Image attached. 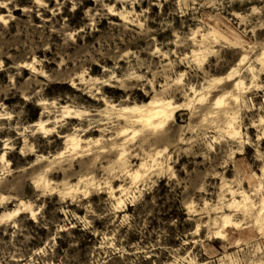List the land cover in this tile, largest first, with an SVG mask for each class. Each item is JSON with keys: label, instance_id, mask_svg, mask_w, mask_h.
I'll list each match as a JSON object with an SVG mask.
<instances>
[{"label": "rangeland", "instance_id": "374dc122", "mask_svg": "<svg viewBox=\"0 0 264 264\" xmlns=\"http://www.w3.org/2000/svg\"><path fill=\"white\" fill-rule=\"evenodd\" d=\"M0 264H264V0H0Z\"/></svg>", "mask_w": 264, "mask_h": 264}, {"label": "bare ground", "instance_id": "6f19581e", "mask_svg": "<svg viewBox=\"0 0 264 264\" xmlns=\"http://www.w3.org/2000/svg\"><path fill=\"white\" fill-rule=\"evenodd\" d=\"M152 104L154 103H151V105ZM122 111L130 115L129 118L132 120L131 122L133 124H141L143 126H152V127L157 125L153 122L155 120H162L163 122L167 121L169 114V113L167 114L165 108L149 109L148 106L124 107ZM67 114L69 113L67 112ZM76 115L78 116V113H76ZM66 118L68 119L69 117ZM70 119H74V117L72 118L70 117ZM39 126H40V130H42L44 133H48V130L45 129V125L39 124ZM121 133H126V130H123ZM17 214H20L18 210L14 211L11 214H8V217L15 216Z\"/></svg>", "mask_w": 264, "mask_h": 264}]
</instances>
